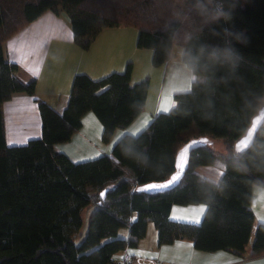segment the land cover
I'll use <instances>...</instances> for the list:
<instances>
[{"label": "trees", "instance_id": "obj_1", "mask_svg": "<svg viewBox=\"0 0 264 264\" xmlns=\"http://www.w3.org/2000/svg\"><path fill=\"white\" fill-rule=\"evenodd\" d=\"M47 12H64L75 42L88 49L104 29L139 32L137 45L153 50L155 67L166 65L175 46L201 79L176 106L156 115L138 136H123L112 155L73 163L55 145L67 143L88 113L103 126L109 143L144 110L149 79L132 85V65L100 80L76 75L62 114L36 98L35 80L20 81L6 42ZM239 53L235 65L222 50ZM221 50L219 58L213 50ZM25 94L38 103L42 137L10 147L3 104ZM264 106V0H0V264H110L113 256L138 247L149 224L158 244L188 240L199 251L225 250L239 256L264 255V224L252 238L254 185L264 187V124L253 145L234 151L253 117ZM220 141L192 152L189 167L171 190L150 194L138 187L168 180L178 151L194 138ZM221 158L219 183L195 173ZM203 204L200 225L170 219L174 205ZM93 209L83 236V211ZM127 231L122 237L121 231Z\"/></svg>", "mask_w": 264, "mask_h": 264}, {"label": "crops", "instance_id": "obj_2", "mask_svg": "<svg viewBox=\"0 0 264 264\" xmlns=\"http://www.w3.org/2000/svg\"><path fill=\"white\" fill-rule=\"evenodd\" d=\"M138 36V30L131 27L107 28L95 37L88 49H83L74 40L69 17L65 13L47 12L6 42L8 58L19 68L17 78L25 84L35 80L36 98L59 114L67 106L76 75L100 80L113 73L125 72L130 63L132 85L149 79L143 112L126 128L116 129L109 143L102 141L103 126L100 121L94 113L88 112L82 119L81 129L71 140L55 145V150L65 154L73 163L112 155L113 147L123 136H138L156 115L168 113L176 106L175 95L190 92L193 83L201 79L183 63L180 46L174 47L171 60L166 65L153 66L154 52L139 48ZM3 112L8 146H23L42 137V121L35 98L25 94L14 95L3 104ZM215 152L224 153L223 145ZM224 172L225 164L221 158L212 165L195 169L196 174L213 183H219ZM251 209L255 225L247 251L252 246L257 225L264 224V187L253 186ZM206 211L207 207L203 204L174 205L170 219L200 225ZM120 235L126 237L127 231H121ZM113 259L136 260L140 264H264V255L252 258L248 254L239 256L225 250L199 251L188 240L159 245L153 224H149L147 234L138 247L121 251Z\"/></svg>", "mask_w": 264, "mask_h": 264}, {"label": "water", "instance_id": "obj_3", "mask_svg": "<svg viewBox=\"0 0 264 264\" xmlns=\"http://www.w3.org/2000/svg\"><path fill=\"white\" fill-rule=\"evenodd\" d=\"M263 124L264 106L253 117L251 125L247 129L245 135L235 142L234 151L238 154L246 152L253 145L255 136ZM212 144L213 141L206 137L194 138L190 140L178 151L175 162L176 171L168 180L159 183H149L138 187L137 190L140 192L155 194L173 189L180 183L181 179L184 177L186 171L188 170L190 155L192 154V152L199 148L210 146ZM152 185H155L157 187H150Z\"/></svg>", "mask_w": 264, "mask_h": 264}, {"label": "clouds", "instance_id": "obj_4", "mask_svg": "<svg viewBox=\"0 0 264 264\" xmlns=\"http://www.w3.org/2000/svg\"><path fill=\"white\" fill-rule=\"evenodd\" d=\"M222 52L224 57L230 60L231 62H233V64L235 65V62L239 59V53L237 52V50H235L234 48H225L222 50ZM220 54H221V50L219 49L213 50V55L216 56L217 58H219Z\"/></svg>", "mask_w": 264, "mask_h": 264}, {"label": "rangeland", "instance_id": "obj_5", "mask_svg": "<svg viewBox=\"0 0 264 264\" xmlns=\"http://www.w3.org/2000/svg\"><path fill=\"white\" fill-rule=\"evenodd\" d=\"M60 13H64V12H60ZM214 144H215L214 145V151H219L220 147L222 146L221 142L220 141H216ZM92 211H93L92 208L91 209H86V210L83 211V214H82L83 221H84V223H83V229H82L83 236L87 232L88 223H89V219H90V215H91Z\"/></svg>", "mask_w": 264, "mask_h": 264}, {"label": "built area", "instance_id": "obj_6", "mask_svg": "<svg viewBox=\"0 0 264 264\" xmlns=\"http://www.w3.org/2000/svg\"><path fill=\"white\" fill-rule=\"evenodd\" d=\"M110 264H140L136 260H114Z\"/></svg>", "mask_w": 264, "mask_h": 264}, {"label": "snow or ice", "instance_id": "obj_7", "mask_svg": "<svg viewBox=\"0 0 264 264\" xmlns=\"http://www.w3.org/2000/svg\"><path fill=\"white\" fill-rule=\"evenodd\" d=\"M150 187H157V186H155V185H152V186H150ZM187 247H189V248H190V247H191V245H187Z\"/></svg>", "mask_w": 264, "mask_h": 264}]
</instances>
